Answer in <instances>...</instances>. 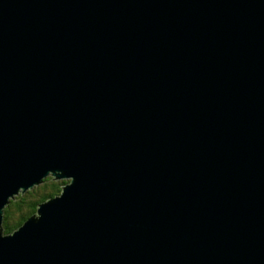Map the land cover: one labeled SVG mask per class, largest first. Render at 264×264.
<instances>
[{
    "label": "water",
    "instance_id": "water-1",
    "mask_svg": "<svg viewBox=\"0 0 264 264\" xmlns=\"http://www.w3.org/2000/svg\"><path fill=\"white\" fill-rule=\"evenodd\" d=\"M0 264H264V0H0Z\"/></svg>",
    "mask_w": 264,
    "mask_h": 264
},
{
    "label": "trees",
    "instance_id": "trees-1",
    "mask_svg": "<svg viewBox=\"0 0 264 264\" xmlns=\"http://www.w3.org/2000/svg\"><path fill=\"white\" fill-rule=\"evenodd\" d=\"M69 179H54L51 175L23 193L10 199L3 209V232L10 233L33 215L39 203L58 195Z\"/></svg>",
    "mask_w": 264,
    "mask_h": 264
},
{
    "label": "rangeland",
    "instance_id": "rangeland-1",
    "mask_svg": "<svg viewBox=\"0 0 264 264\" xmlns=\"http://www.w3.org/2000/svg\"><path fill=\"white\" fill-rule=\"evenodd\" d=\"M54 179H56V178H54Z\"/></svg>",
    "mask_w": 264,
    "mask_h": 264
}]
</instances>
